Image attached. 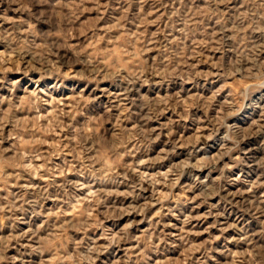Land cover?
I'll return each mask as SVG.
<instances>
[{
    "label": "rangeland",
    "instance_id": "obj_1",
    "mask_svg": "<svg viewBox=\"0 0 264 264\" xmlns=\"http://www.w3.org/2000/svg\"><path fill=\"white\" fill-rule=\"evenodd\" d=\"M0 264H264V0H0Z\"/></svg>",
    "mask_w": 264,
    "mask_h": 264
}]
</instances>
